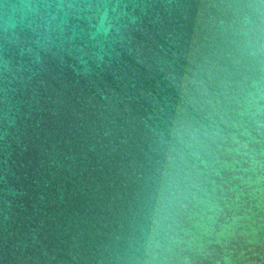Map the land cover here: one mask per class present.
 <instances>
[{
  "label": "water",
  "instance_id": "obj_1",
  "mask_svg": "<svg viewBox=\"0 0 264 264\" xmlns=\"http://www.w3.org/2000/svg\"><path fill=\"white\" fill-rule=\"evenodd\" d=\"M0 264H264V0H0Z\"/></svg>",
  "mask_w": 264,
  "mask_h": 264
}]
</instances>
